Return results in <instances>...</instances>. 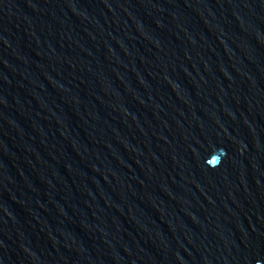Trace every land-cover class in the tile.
I'll use <instances>...</instances> for the list:
<instances>
[{
    "label": "water",
    "instance_id": "95a60500",
    "mask_svg": "<svg viewBox=\"0 0 264 264\" xmlns=\"http://www.w3.org/2000/svg\"><path fill=\"white\" fill-rule=\"evenodd\" d=\"M0 264H264V0H0Z\"/></svg>",
    "mask_w": 264,
    "mask_h": 264
}]
</instances>
